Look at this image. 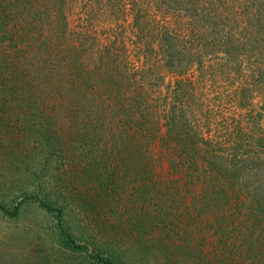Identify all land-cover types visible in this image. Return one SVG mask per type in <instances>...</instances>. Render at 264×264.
<instances>
[{
  "label": "rangeland",
  "instance_id": "1",
  "mask_svg": "<svg viewBox=\"0 0 264 264\" xmlns=\"http://www.w3.org/2000/svg\"><path fill=\"white\" fill-rule=\"evenodd\" d=\"M24 1L0 0V264H264V0H198L192 17L142 0L185 40L200 28L169 66L151 17L100 12L127 39L115 57L110 34L98 49L67 33L70 85L66 65L36 67L29 41L48 32L28 31L27 53L11 42L14 22H57ZM85 5L99 10L66 0L61 22L91 27Z\"/></svg>",
  "mask_w": 264,
  "mask_h": 264
},
{
  "label": "trees",
  "instance_id": "2",
  "mask_svg": "<svg viewBox=\"0 0 264 264\" xmlns=\"http://www.w3.org/2000/svg\"><path fill=\"white\" fill-rule=\"evenodd\" d=\"M51 1L53 2V4L51 3ZM45 3H50L52 5H48L47 9H49V7H51L50 9H52L53 11H55L57 13V15L55 17H57V22L56 23H52L51 21H45V20H39L37 25H34L33 23H29L27 21V23L29 24V26H23L22 24L20 25L17 22H14L11 25V42L15 45V47L20 50L21 52H29V48L26 44V42H24V37L26 36V33L29 32H39V31H43V32H48L49 36H47L45 39H43L42 41L35 44L36 41H29L34 42L33 46L32 44H30V47H36L37 45V50L35 51L34 56H36V58H39V62H41L42 64L40 65V63L38 61H36V67L38 69L39 72L43 73L44 67L47 65H50L51 70L55 73L54 68L58 69L63 66L66 65L67 67V71H65L66 73L64 75L58 76V79L56 78L57 83H67L68 85L72 84L73 81L75 83L76 80V74L77 75H82V71L77 68L76 66H74L72 60V56L74 57V61L75 59H77V53L75 54L74 49L69 48L70 51H65V50H61L60 46L61 43L59 42V40H62L64 38H66L67 33L70 34L72 36V38L74 39L75 36L78 37V42L77 40H75L78 44L83 43L87 44L90 43V46H95L98 49H103L102 47L106 44L104 41L109 38V34H110V38L111 40V44L113 45V55L115 57H117L118 53H119V43L124 42L125 37L124 34H122L121 36H119L118 34H116V36L112 37V34L109 33L107 36L105 35L106 33H108L110 31V27L105 26L102 24V22H98L97 24H93L94 22V18H97L98 14L100 12H107L109 16H111L112 19H121V20H127L129 16L134 15L137 18H139L138 20L135 19L134 24L139 26L141 24L142 20H147V18H152L154 21V26L156 27V32H160L161 36H160V41L164 44V48L163 49V53H162V60H164L165 64L167 66H169L171 63L174 62V55H178L180 53L179 49H188L191 48L192 50H196L198 48H200L202 46L203 43H201L202 38L198 35L197 33L199 32V27L198 26H188L189 27V35L186 36V40L184 37H180V31L179 28H171L170 27V22L167 21L166 19H160V15L156 17V10H154V7H148V6H144L142 3V0H85L86 4H90L95 6L96 8H98L99 10L96 11V13H94V10L91 8V6L89 5H85V14L86 17L84 18L85 20H87L89 23L91 24V27H83L85 29V31H79V30H70V28H68V26H66V23L61 22V20L63 19L62 17V13L61 10L64 9V5L66 3V0H51ZM157 5H159V0H157ZM172 1L173 4H175L174 6L170 7V9H173V12H177L179 13V16H183L184 13L185 15H189L190 17L193 16V13H190L187 11V6H195L198 2V0H160V2L163 5L167 6V2ZM193 1V2H192ZM24 8L22 7V10H18L19 12L22 13H26V10H32L31 5L29 4H38V0H27L24 2ZM29 5V6H28ZM148 7V8H147ZM163 6H158V8H161ZM49 9V10H50ZM48 10V11H49ZM47 11V10H46ZM38 12V11H37ZM41 12V14H43L44 12ZM133 13V14H132ZM103 14L101 13L99 15V17H101ZM36 12L33 14V18L35 21L36 18ZM53 16V13L48 12L46 18H51ZM163 18V17H162ZM99 23L101 25V28H98ZM5 24L6 21H4L3 23L0 24V31L5 28ZM122 24H120L121 26ZM212 27V26H209ZM215 27V26H214ZM99 29V30H98ZM76 33V34H75ZM119 33V32H118ZM41 34H39L40 37ZM83 37V39H82ZM106 37V39H105ZM56 38V43H54L53 39ZM30 40H34L33 39V35L30 36L29 38ZM82 39V40H81ZM127 39V37H126ZM204 39V38H203ZM23 44H26V47H22L20 49V46H23ZM81 46V45H80ZM106 47V46H105ZM104 47V48H105ZM166 47V48H165ZM178 49V50H177ZM201 49V48H200ZM64 51V52H61ZM176 51H179L176 52ZM181 59H183V57H180ZM29 59V64H30V68L32 69V60L30 61ZM181 59H176L175 62H178L175 66H177V68H180L181 63H183L181 61ZM76 64V62H75ZM180 64V65H179ZM55 66V67H54ZM174 66V67H175ZM49 68V66H48ZM49 68V70H50ZM182 68V67H181ZM71 71H70V70ZM30 71V70H29ZM31 72V71H30ZM51 72V71H48ZM52 74V73H51ZM56 74V73H55ZM42 75H40L41 77ZM42 77H46V79L43 81V83H45V85H50L49 80L54 79L53 74L49 75H43ZM74 78V80H73ZM257 153H255L256 155ZM255 161V156L253 157V159L251 160V162L253 163ZM260 163V162H259ZM235 166V165H234ZM245 190L242 189V192H244ZM246 193H251L250 190L247 191ZM38 199V198H37ZM41 203V205L45 208H47L49 211H59L57 208L51 206L50 204H47L45 201L38 199ZM262 205L259 209H261V211H264V205ZM68 236V241L69 243L76 249H87V246L82 245V244H77L71 237ZM97 257L103 261L106 264H110V260L107 258H104L103 256H100L99 254H97Z\"/></svg>",
  "mask_w": 264,
  "mask_h": 264
}]
</instances>
